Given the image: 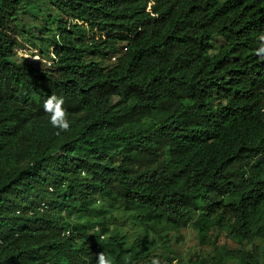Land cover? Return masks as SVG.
Here are the masks:
<instances>
[{
  "label": "trees",
  "instance_id": "obj_1",
  "mask_svg": "<svg viewBox=\"0 0 264 264\" xmlns=\"http://www.w3.org/2000/svg\"><path fill=\"white\" fill-rule=\"evenodd\" d=\"M261 33L264 0H0V264H171L186 227L184 264H263Z\"/></svg>",
  "mask_w": 264,
  "mask_h": 264
},
{
  "label": "rangeland",
  "instance_id": "obj_2",
  "mask_svg": "<svg viewBox=\"0 0 264 264\" xmlns=\"http://www.w3.org/2000/svg\"><path fill=\"white\" fill-rule=\"evenodd\" d=\"M17 54L24 57L38 58L36 49H29L27 46L24 48H18ZM99 204V202H97ZM106 205L107 214L112 216V222L109 224L110 231L108 234L118 232L124 234L128 240H134L136 237L141 238L142 227L138 224L132 214L119 209L116 205ZM116 221V222H115ZM168 233L166 244L163 248L157 247L156 243L153 244L154 252H162L163 256H167V252H171V256L177 257L172 260L171 264H184L188 262L189 258H195L192 253L196 252L202 255L211 252L212 248L209 245L200 244L196 235L193 234L190 227L180 228L179 230H170L162 232V235ZM177 237H180L176 240ZM217 245L227 244L233 245L235 240L221 235L217 241ZM233 260H228V263H232ZM264 264V263H263Z\"/></svg>",
  "mask_w": 264,
  "mask_h": 264
},
{
  "label": "clouds",
  "instance_id": "obj_3",
  "mask_svg": "<svg viewBox=\"0 0 264 264\" xmlns=\"http://www.w3.org/2000/svg\"><path fill=\"white\" fill-rule=\"evenodd\" d=\"M258 40L261 43L256 50V55L264 59V33L258 36ZM63 104V97L49 96L44 102V111L50 115V123L53 127L60 131H68L71 125L68 120L67 110L63 107ZM97 264H113V260L104 252H99L97 253ZM152 264H159V261L153 260Z\"/></svg>",
  "mask_w": 264,
  "mask_h": 264
},
{
  "label": "built area",
  "instance_id": "obj_4",
  "mask_svg": "<svg viewBox=\"0 0 264 264\" xmlns=\"http://www.w3.org/2000/svg\"><path fill=\"white\" fill-rule=\"evenodd\" d=\"M68 232V231H67Z\"/></svg>",
  "mask_w": 264,
  "mask_h": 264
}]
</instances>
